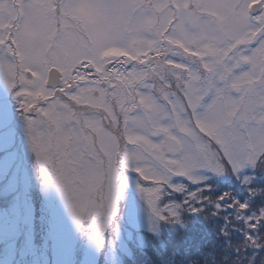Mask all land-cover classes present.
<instances>
[{
    "label": "snow or ice",
    "instance_id": "snow-or-ice-1",
    "mask_svg": "<svg viewBox=\"0 0 264 264\" xmlns=\"http://www.w3.org/2000/svg\"><path fill=\"white\" fill-rule=\"evenodd\" d=\"M10 2L0 12V74L25 113L45 181L97 243L128 170L149 182L137 187L166 220L149 170L187 177L193 167L230 166L239 175L264 163V0H122L129 29L150 38L99 55L103 40L126 35L74 28L60 19L59 0ZM246 219L255 229L264 216Z\"/></svg>",
    "mask_w": 264,
    "mask_h": 264
},
{
    "label": "trees",
    "instance_id": "trees-1",
    "mask_svg": "<svg viewBox=\"0 0 264 264\" xmlns=\"http://www.w3.org/2000/svg\"><path fill=\"white\" fill-rule=\"evenodd\" d=\"M228 169V173L218 179L196 184L185 182L190 191L200 189L196 193L198 199L188 198L187 193L175 192L170 188L167 190L170 194L162 197L161 205L186 200L184 209L189 206L193 208L192 212L181 211L182 217L189 221L187 229L178 223L163 220L154 226L155 230L133 225L124 215L125 190L119 203L120 210L105 232L104 254L98 264H105V254L109 251L111 240L118 234L117 223L121 225L124 242L123 247L117 249V264H264V247L246 245L239 252L236 250L245 243L249 233L264 243V220L252 229L246 219L258 214L259 209L264 207V195H253L248 191L249 187L264 186V180L258 178L261 170L258 168L253 175L256 179L245 183L242 175L232 173L230 167ZM29 194L34 203L36 245L40 250L45 246L50 252L54 223L51 209L46 204V193L40 186H35ZM236 201L248 203L249 207L244 210L233 207ZM0 204H5L2 195ZM88 236V230L80 228L73 264H80ZM21 242L18 240L17 244ZM17 253L18 257L22 255L18 262L25 264L26 251L19 247Z\"/></svg>",
    "mask_w": 264,
    "mask_h": 264
},
{
    "label": "rangeland",
    "instance_id": "rangeland-1",
    "mask_svg": "<svg viewBox=\"0 0 264 264\" xmlns=\"http://www.w3.org/2000/svg\"><path fill=\"white\" fill-rule=\"evenodd\" d=\"M257 169L245 168L239 175L244 179L245 176L255 175ZM126 174L129 182L125 188L127 193L124 196L126 205L124 215L133 225L152 229L154 228L152 213L137 187L138 183L144 182L133 170H128ZM207 175L210 177L208 180L213 179L211 172H207ZM175 179L184 183L190 182L183 177ZM35 186L44 189L47 207L51 209L54 232L50 252L45 246L40 250L35 241L34 203L29 194ZM0 195L5 200L4 205L0 204V264H20L18 261L22 255L21 257L17 255L19 247L26 251L25 264L74 263L75 246L81 226L78 225L61 188L55 182L45 181L32 149L25 113L19 106L15 90L9 86L2 74H0ZM119 225L120 223H117V237L111 240L109 251L105 254L103 262L105 264L118 263L117 249L124 245ZM18 240L22 241L19 245ZM104 246L105 233L103 244L97 243L89 235L80 264H98L104 254Z\"/></svg>",
    "mask_w": 264,
    "mask_h": 264
},
{
    "label": "clouds",
    "instance_id": "clouds-1",
    "mask_svg": "<svg viewBox=\"0 0 264 264\" xmlns=\"http://www.w3.org/2000/svg\"><path fill=\"white\" fill-rule=\"evenodd\" d=\"M12 9V4L10 0L0 4V12L6 17L10 10ZM58 12L60 14V19L62 21H67V23L74 28L81 31H94L100 32L101 34H110L114 30L119 31L126 35L127 38L113 37L103 40L96 47V54L99 55L103 50L113 46H123V47H136L145 43L150 36L147 33H142L139 31L133 32L129 29L128 20L123 9L122 0H59ZM260 168L261 175L258 177L264 180V163L256 164L255 166L248 165L246 168ZM229 169H226L223 174L212 173L213 178H221L228 173ZM208 171H205L199 167H193L187 174L186 178L193 184L197 181H205L210 177L207 175ZM149 175H153L157 178V196L158 210L163 213L165 209H168L167 219L164 220L160 215L152 214L153 225H158L159 221H167L169 223H178L182 228L187 229L189 226V221L185 220L181 211L192 212L193 208L189 206L184 209L186 200L175 202L169 201L166 204L161 205L160 201L163 196L168 195V189H172L175 192L187 193L188 198L198 199L196 193L200 189L195 191H190L187 184L182 180L177 181L176 176L172 174L167 169H155L149 170ZM257 177L246 176L247 182L251 183ZM163 181V183H160ZM248 191L253 195L261 194L264 195V186L260 187H249ZM209 203H214L210 201ZM259 216H264V207L259 209L258 214H253V217L259 218ZM250 227V226H249ZM155 230V227L153 228ZM246 245H251L254 247H264V243L259 242V238H249L247 235L245 243L237 247V252Z\"/></svg>",
    "mask_w": 264,
    "mask_h": 264
}]
</instances>
